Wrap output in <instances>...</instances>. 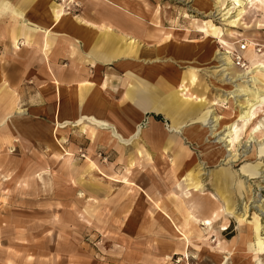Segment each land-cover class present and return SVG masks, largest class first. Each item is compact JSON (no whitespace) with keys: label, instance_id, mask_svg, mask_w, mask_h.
<instances>
[{"label":"rangeland","instance_id":"obj_1","mask_svg":"<svg viewBox=\"0 0 264 264\" xmlns=\"http://www.w3.org/2000/svg\"><path fill=\"white\" fill-rule=\"evenodd\" d=\"M116 1H124L131 11L141 17L148 29L157 31V45L160 46H169L161 40L164 32L174 33L182 43H185V39L191 42L204 40L202 27L205 21L223 31L228 28L218 16L213 17L198 10L193 0ZM77 2L81 6H72L68 11L74 13L75 8L81 9L84 6L81 0ZM254 20L251 16L247 19L250 23ZM251 32H254L253 39L256 42L264 44L263 27L253 26L249 30ZM240 40L246 39L240 36ZM164 51L165 48L162 53ZM163 56L162 59L168 57L166 54ZM197 56L198 54L177 65L185 73L193 66L197 67L196 94L205 96L211 102H218L214 106L215 111L223 115V107L229 104L221 100L226 91L223 83L219 82V77L214 74L217 61L215 58L206 60L205 57ZM232 100L231 98L233 103ZM20 107L25 114V104L20 103ZM149 118L150 114L141 121V133L134 139L107 147L96 145L92 152L86 150L90 146L87 135L83 136L80 130L75 131V135L66 139V144L62 142L66 149H73H69L74 153V164L77 167V171L73 173L37 137L28 138L16 134L14 146L0 151V264H127L125 256L129 260L128 264H133L134 260L138 264H147L154 259V251H151L153 247L150 245L154 243L150 242V225L153 224L154 229H160L157 232L160 233L159 237L162 233V238L166 234V237L171 236L168 231L173 225L162 215L161 210L154 207L155 203L148 199L145 192L154 201H161V207L167 209L175 219L177 212L173 198L176 195L182 198L187 188L190 194H183L182 199L193 213L200 218L209 217L215 212L219 214L214 229L222 244L219 247L216 235L210 236L205 232L206 237L210 238H193L197 247H190L189 258L176 263L178 255H175L173 264H256L255 253L240 242V223L236 217L247 209L250 220L253 212L259 213L260 201L264 200V178L244 181L240 170L244 161H251L256 157L245 160L241 156L230 163L225 159L216 163L209 162L203 152L205 146L217 144L225 153L223 143L217 141L219 136L211 135L210 132L203 135L202 141L189 138L184 135L188 122L177 127L178 129L170 128V120L163 115H160L161 119L156 123L157 134H153V137L158 140L162 138L169 146L167 149L156 150L150 145L151 136L144 134L150 126ZM223 130L220 127L215 132ZM159 132L164 133L163 137L159 136ZM71 143L80 145L76 149L71 147ZM81 148L85 154H91L101 169L85 173V167L82 166L85 157L81 156ZM180 155H183L185 171L191 169L200 173L199 178L205 185L203 190L187 187L182 178L179 183L176 182L175 159ZM131 162L134 164L130 166L129 178L140 188H136L138 193L142 194L135 200L136 204L132 205L135 206L133 212L121 216L117 214L120 208L128 206L125 184L107 176L122 177ZM221 168L231 173L228 187L230 186L229 193L236 211L232 214L220 211L225 202L216 185V172ZM262 169L264 172V166ZM9 173L12 177L10 180L7 179ZM239 181L245 183L241 190L237 189ZM134 221L147 225L141 234L137 229L134 232ZM226 223L229 224L228 229L224 230ZM113 226L115 230H112ZM121 226L124 230L118 232ZM103 231L107 232L106 237L103 236ZM124 242H129V250L125 249ZM120 250L124 255L123 261H117ZM262 259L264 262V256Z\"/></svg>","mask_w":264,"mask_h":264},{"label":"bare ground","instance_id":"obj_2","mask_svg":"<svg viewBox=\"0 0 264 264\" xmlns=\"http://www.w3.org/2000/svg\"><path fill=\"white\" fill-rule=\"evenodd\" d=\"M104 2L111 4L116 9L125 12L122 7L115 5L109 0H103ZM194 6L208 15L218 16L220 21L228 26L224 31L213 24L205 21L204 27H202V33H204V40L200 43H193L190 40H182L178 38L172 32H164L163 40L165 44L173 45L172 50L177 57H192L196 52L201 53L202 57L206 60L215 58L217 64H215L214 74L219 77V82L223 83V88L226 93L221 98L229 106L223 107L225 114H217L214 106L218 105V102H211L203 95L196 94V86L198 85V77L194 67L187 73L181 76H172V78L163 75L159 78L162 85H165L166 94L159 95L158 88L151 86L147 83V80L141 79L132 69L128 70V75L133 80H138L139 89H137V95L134 94V85L130 86V89L125 94V99L135 100V104L141 110V118L146 112L161 113L165 117L171 119L172 123L170 128L178 129L177 127L181 123L178 118H184L183 123L185 125V135L189 138L203 140V135L211 132V135H217L218 142L223 143L226 148L225 153L217 144L211 143L203 148V152L209 162L216 163L220 159H225L227 162H235L238 157H244L245 160L241 165V172L244 175V181H254L264 178V172L262 167L264 166V49L262 51L257 50L256 44H261L253 39L254 32L249 33V30L254 26L256 28H264V0H193ZM74 3H79L77 0H51L50 2H43L45 5L44 17L46 22L19 25L20 33L13 35L12 43L15 49H19L21 45L28 44L32 47L40 48L43 51L47 65L50 71H52L51 60L52 52L55 45H58L57 36L62 34L60 43L63 42L72 43L73 35L75 32L71 29L75 26L73 16L70 10ZM15 12L23 19L26 18L19 9L12 7V5L6 0L0 1V15L8 12ZM126 13V12H125ZM128 14V13H127ZM114 12H109L105 17L102 27L108 33L107 36H111L115 32L116 26L112 22V16ZM255 18L253 23L247 21L248 17ZM260 16V17H258ZM76 19V17H74ZM140 20V18H135ZM72 20V21H71ZM79 22V21H78ZM32 25V27L30 26ZM31 32H42L40 37L38 35H28L26 30ZM243 30V31H242ZM23 39L20 41V37ZM243 36L249 42L247 50L242 52L246 64L239 66L233 58L234 50L237 48L239 37ZM124 40L128 41L131 46H137L138 41L135 40V36L126 37L121 36ZM218 39V40H216ZM185 44V45H184ZM217 44L219 46H217ZM264 46V44H262ZM257 46V45H256ZM104 59H106L104 57ZM110 59V58H109ZM106 59V60H109ZM248 61V62H247ZM184 63V60L181 61ZM93 66H97L95 60L92 61ZM96 83L93 80H87L82 86L79 87V97L84 99L83 94H87L93 90ZM53 93H50V89L41 90L50 99V109L46 113H41L40 116L45 120L43 129L47 132V144L57 159H62V162L67 164L71 171H77V167L74 164V153L66 149L62 142L64 132L68 125L78 127L82 132L89 133L92 143L96 140L104 141L106 134L104 132H113L114 135H120L122 126L117 121L114 115L108 110L102 107L99 102L98 96L94 97V107L92 110H82L75 117H67L66 114L69 110L62 95V88L58 80L54 77L52 81ZM83 89L86 93H83ZM67 96H70L75 92L72 88H66ZM233 99V103L231 102ZM19 106L15 98V94L8 87L7 82L0 75V127L2 129L12 130V134L7 132V136H3L0 139V151L3 147L2 144L9 143L14 138V132L26 129L24 120L18 118H12L15 113L18 112ZM128 120L130 119V115ZM135 113L131 115V126L135 133L138 132V126L140 121L135 119ZM178 117V118H177ZM151 127L154 126L152 120L149 121ZM201 123L205 126H201ZM222 127L223 132L216 133L217 128ZM129 129V127H128ZM120 130V131H119ZM121 136V135H120ZM246 138V139H245ZM245 139V141H244ZM241 152H240V151ZM142 151L139 153L141 154ZM148 155V154H147ZM183 155L177 156L175 159V180L179 183V179L182 178L186 182V186L193 188L194 190H203L205 185L200 180V173H195L191 169L184 170ZM133 162L126 168V174L122 177L109 175L108 177L113 180L124 183L125 194L128 197L127 205H131L133 198H135L136 188H139L135 182L130 178V166H133ZM85 167V173H90L95 169H101L98 163L92 158L91 154L87 155L83 160L82 166ZM11 173L7 174V179H11ZM231 180V173L225 168H221L216 172V185L221 194L222 199L225 202L224 207L220 210L221 213L232 214L234 211V204L231 201V195L229 193L230 186L228 187V181ZM245 186L243 181L237 183V189L241 190ZM140 189V188H139ZM188 188L186 189L184 196L189 195ZM184 192V191H183ZM148 199L152 200V197L145 192ZM182 194V198H183ZM179 195H176L173 200L176 203L177 216L175 219L172 215L164 210L159 202H155L154 207L159 208L162 211V215L170 222L172 226L170 237L171 240L164 238L155 242V262L151 264H173V258L178 255V262L183 258H189L190 247H197L193 242V238H205L207 240L213 234L216 235V241L218 246L221 247L222 241L215 231L214 226L219 220V214L213 213L209 217L200 218L193 213L188 207L186 202ZM264 200L260 201L259 213L253 212L252 217L249 220L247 215V209L244 213L237 215V219L240 223L241 236H243V243L245 247L255 253L256 264H264L262 256H264ZM262 204V205H261ZM169 224V223H168ZM228 223L223 227L224 230L228 229ZM245 225V226H244ZM204 226V227H202ZM205 232L209 234L206 237ZM107 232L103 231V236L106 237ZM125 247L129 250V242H124ZM227 258L225 257L224 260ZM223 264H226L223 263Z\"/></svg>","mask_w":264,"mask_h":264},{"label":"crops","instance_id":"obj_3","mask_svg":"<svg viewBox=\"0 0 264 264\" xmlns=\"http://www.w3.org/2000/svg\"><path fill=\"white\" fill-rule=\"evenodd\" d=\"M44 1L50 2L51 0H6L12 7L19 9L26 18L23 19L20 15L10 11L0 15V75L7 82L10 90L13 91L18 102V112L20 113H15L12 118L16 117L24 120V125L26 127V129L15 131L14 138L16 134L28 138L37 137L38 140L44 143L43 145L46 146L47 149H50L47 144L48 138L46 139L47 132L43 129L45 120L40 114H47L51 102L40 87L46 90L50 89V93H53L52 81L55 77L63 89L61 94L66 96L64 100L69 108L66 113L68 115L67 117H75L82 110H92V107H94L93 99L97 95V100L101 102L102 107L106 108L108 112L117 118L120 124H117V126H122V131L119 130L121 136L114 135L113 132H104L107 133L104 141L96 140L95 143H92L89 133L82 132L76 126L73 127L72 125H68L66 129L69 130L64 132L63 138H61L63 144H66V139H70L72 135H75V131L77 130H80L83 136L87 135V138L90 140L89 149H86L90 152L94 151L96 145H102L103 147L105 145V147H107L117 142L122 143L124 140L129 141L134 139L141 133L139 126L137 133H135L136 129L130 128L131 115L135 113L136 116L134 118L138 119L140 123L150 114L151 118L149 119L154 122V126L151 127L152 125L150 123L149 129L145 130L144 134L146 136H151L149 137L150 145L153 146L154 149H167L169 145L164 143L163 140H161L162 138L158 140L156 137H153V134H157L155 130L156 123L159 122L158 120L161 119L160 115L163 114L152 111L146 112L143 114L142 120H140L141 110L135 104L136 101L133 99L127 100L124 97L126 92L130 89V86L134 85L136 87L134 88L135 95H137V89H139L138 80L131 79L128 75V70L132 69L141 79L147 80V83L151 86L158 88L160 91L159 95L162 96L166 94L167 91L165 85H162L159 78L163 75L172 78V76L178 77L184 74L185 71L182 72L180 70L181 68H179L180 66L177 64L179 62L182 63V60L189 59V57H177L171 48L173 45L169 43V46L157 45V31L148 29L146 24H143L141 17L131 11L124 1L109 0L108 2L110 3L111 1L115 5L122 7L126 13L116 9L103 0H81L84 6H82L81 9L75 8L74 13H71L75 23V26L71 29L75 33L70 36H74L75 38L72 39V43L67 44L63 42L59 44L62 34H58L56 40L58 45H55L53 48L51 60L52 71H50L43 51L40 50V48L25 44L21 45L19 49H15L12 43L13 35L20 33L19 25L22 22L25 24L46 22L44 17L45 5L42 4ZM109 12H114L112 22L116 26L115 32H117V35L112 33L111 36H107L106 33H108V31L102 27L104 19L108 16ZM74 17H76V19ZM135 18H140V20H136ZM30 26L32 27V25ZM25 33L28 35H38V37H40L42 32H31L28 29ZM121 36H135L138 45L131 46L129 44V38L128 41H126L121 38ZM22 39L23 36L20 37V41ZM161 40L163 41V36ZM202 41H195L193 43H200ZM142 43H144V45H142ZM164 48L166 51L162 53ZM163 54H166L169 58L165 57V59H162L164 57ZM196 54H198L197 57L201 56V53L196 52L192 57H195ZM104 57L110 59L106 60ZM93 60L97 62L96 67L92 64ZM173 60H175L176 63ZM87 80H93L96 85L93 90L89 91L87 94H83L84 99L82 100V98L79 97L78 89ZM66 88H72L75 92L67 96V92L65 91ZM82 92L86 93L84 89ZM20 103L25 104V108L27 109L25 114L22 113ZM126 114L130 115L129 120ZM169 120L172 123L171 119ZM178 120L181 121L178 127H181L180 125L183 124L184 118H178ZM2 130L12 134V130L10 131L0 127V139L8 134ZM159 134L160 137L164 135V133L160 132ZM14 138H12L9 143L2 144L3 147L1 151L14 146ZM71 144V147H76V149L80 145L77 143L76 145L73 143ZM141 194L136 192L135 198H133L134 201L131 205L126 206V208L121 207L117 214L121 216H124L126 213H128L127 215L131 214L135 207H132V205L136 204L137 201L135 202V200H137V197ZM153 202H159L160 205L162 203L161 201L154 200ZM164 210L167 211V209ZM146 226L147 225L139 221L133 222V230L135 233L137 229L139 234H141ZM150 227V242L154 241V243H150V245L154 247L156 241L160 239L163 240L164 238H162V233L160 237L158 236L160 234L157 232L160 231L159 228L154 229L153 224H151ZM112 230H115L114 226ZM120 230H124L123 226L119 227L118 232H121ZM152 231H154L153 239ZM170 233L171 228L168 231L169 235ZM241 234L240 231L238 236L240 242L243 243V236H241ZM166 236L167 234L165 235L166 239L171 240V237ZM120 251V256H117V261H121L124 257V255H122V250ZM151 251H154L153 248ZM155 255L154 252L153 257H155ZM126 257L127 256L124 257L125 263L128 264L129 260L127 261ZM154 262L155 258L149 263H146L151 264ZM133 264H138V262L134 260Z\"/></svg>","mask_w":264,"mask_h":264},{"label":"built area","instance_id":"obj_4","mask_svg":"<svg viewBox=\"0 0 264 264\" xmlns=\"http://www.w3.org/2000/svg\"><path fill=\"white\" fill-rule=\"evenodd\" d=\"M72 6L79 7V6H81V4L80 3H74ZM256 45H255V47H257V50L262 51L264 49V46L262 44H256ZM248 47H249V42L247 40H240L237 43V48L234 50V53H233V58H234L235 62L237 63V65L242 66V65L246 64V60L244 59L242 52L247 50ZM80 153H81L82 157H86V154H85V152H83L82 148L80 149ZM176 263H180V262H178V259H177Z\"/></svg>","mask_w":264,"mask_h":264}]
</instances>
